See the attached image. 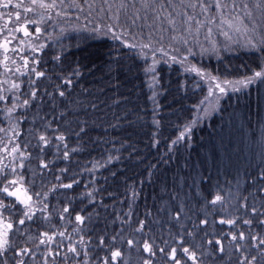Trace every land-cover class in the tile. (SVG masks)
<instances>
[{
    "label": "trees",
    "instance_id": "trees-1",
    "mask_svg": "<svg viewBox=\"0 0 264 264\" xmlns=\"http://www.w3.org/2000/svg\"><path fill=\"white\" fill-rule=\"evenodd\" d=\"M75 2L79 7L23 0L19 9L0 8V44L9 41L0 61L10 63L0 65V189L18 180L34 209L24 225L19 214L0 209L14 222L0 262L173 264L168 253L176 248L182 264H193L183 252L189 248L196 264H264V80L227 85L223 94L213 87L209 96L207 79L185 70L195 65L222 84L258 71L264 53L248 44L264 35L257 0H220L227 7L219 10L216 0ZM117 14L120 26L107 31ZM32 20L39 21V38L32 24L28 37L15 31ZM202 48L209 51L202 55ZM154 60L155 71L147 72ZM33 68L45 75L37 79ZM216 195L221 201L213 205ZM0 201L16 203L2 192ZM145 241L154 255L144 252ZM24 248L29 252L16 257ZM112 251L121 253L115 261Z\"/></svg>",
    "mask_w": 264,
    "mask_h": 264
},
{
    "label": "snow or ice",
    "instance_id": "snow-or-ice-1",
    "mask_svg": "<svg viewBox=\"0 0 264 264\" xmlns=\"http://www.w3.org/2000/svg\"><path fill=\"white\" fill-rule=\"evenodd\" d=\"M85 2H87V0H85ZM106 2H107V0H105V3ZM32 4L36 5L37 4V0H32ZM70 6L71 7H79V5L76 4L75 0H72V3L70 4ZM145 6H147V5H145ZM195 6L196 5H192V7H195ZM20 7H21L20 3H17L15 5H13L12 4V0H0V8H4V9L16 8V9H19ZM39 7L45 8V9H49V8L54 7V4H44L43 2H40L39 3ZM121 7H124V5H121ZM200 7L202 8V10L205 9V5H203V4H201ZM215 7H216V9L219 10V9H222V8H226L227 5L222 4L220 2V0H216ZM255 7L260 9L261 12L264 13V0H257V3L255 5ZM244 8L247 9L248 5L245 4ZM24 11L25 12H31V11H33V8L25 7ZM247 15H248V17H251V13L250 12L247 13ZM9 17L11 18V13H9ZM15 18H16L17 22H19V20H20V12L19 11H17L15 13ZM110 18L114 19L117 22L115 25L110 24V25L107 26V31L112 32L113 27L120 26L118 24L119 15L117 14L115 17H110ZM240 23H243V21L241 20ZM28 24L35 25V33L37 34V38H39V34L42 31L41 28L39 27V21H35V20L26 21L25 24L20 25L19 27H17L15 29V31L16 32H22L25 37L30 36V32L28 30ZM133 25H135V20H133ZM231 26H232V24L229 23V27H231ZM237 30H239V29H237ZM253 30H255V29H253ZM126 31H127V29H126ZM209 31H211V30H209ZM113 39L119 40V39H121V36L116 34L115 32H113ZM8 43H9V41L6 39L3 44H0V47L5 48V51H7L6 45ZM248 44L253 50H256V51H259L261 53H264V35H262L260 37L259 41L255 42V43H253L252 40H249ZM136 46H137L136 44L125 43V47L132 48V47H136ZM43 47H44V45L41 44L40 48L42 49ZM140 47L141 48H146V47H149V45L148 44H141ZM36 50L37 49H35V48L32 49V51H34V52ZM208 51H209L208 49L202 48L201 49V54L203 55V54L207 53ZM215 51L216 50L213 49V52H215ZM188 55H194V53L191 51V49L188 50ZM55 59L58 60L59 57H56ZM172 60L175 61L176 57L173 56ZM186 60H187V56L184 57V59H183V61H181V63L183 64L184 61H186ZM24 63H25V67H27V65H28L27 59H25ZM36 63H39V61H36ZM155 63H156V61L154 60L153 66H151L148 69H146V71L147 72H154L155 71V68H154ZM185 70L189 71V72H195L198 76L201 77V79H207V81L209 82V85H210V87H209V96H212V95H214L213 87L215 89H218L219 92L221 94H223V93L226 92V86L227 85L243 84V85L246 86L247 84H250L255 79L264 80V58H262V60H261V65L259 66V70L258 71H253L252 76L245 77L244 80L235 81V82L226 80V81L223 82V84L219 81V77L218 76H214V75H212L211 72H208L206 70H202L201 68H197L195 65H193L191 67H188ZM225 71H229V69H225ZM32 72H34V74L37 77V79H39V78H41V77H43L45 75L44 72L38 71L35 68L32 69ZM65 83L66 84L70 83V81L66 80ZM12 87L13 88H19V85L18 84H13ZM233 90L235 91V90H238V89H236L234 87ZM31 95H32L33 98H35V96L37 95V92L33 91L31 93ZM59 95L61 97H63L64 96V92L61 91L59 93ZM3 99H4V97L2 95H0V100H3ZM218 100H219V97H217V101ZM24 104L28 105L29 104V100L25 99L24 100ZM190 130H191V125H189L185 129V132H181L180 137H178V140L184 139L185 138V133L189 132ZM56 139L59 140V141H63L65 139V137L61 135V136H57ZM177 142L178 141H173V144H175ZM39 143H42L45 146H47V144H48L47 137L45 135H40L39 136ZM13 151H17V149L14 148ZM64 155H65V158H67L68 157V152L65 151ZM46 166L47 165H45L43 162H41V164H40L41 168H44ZM21 167H23V165H21ZM13 174H15V169H13ZM57 179H59V177H57ZM260 181L262 183H264V173L261 174ZM18 183H19L18 180L13 179V180L8 181V185L11 186V190H10V187L8 185H6L2 189H0V192L6 194V197H9V198L14 197L15 201H16L15 204H11V203L10 204H5V203H3V201H0V209H4L6 211H9L11 216H16L17 214H19L20 218H19L18 223L20 225H24L27 221H32L33 220L34 209L32 207V196L28 194V190L27 189H24L22 186H17ZM62 187L71 188L72 185L71 184H64V185H62ZM35 195L37 197H39L40 193H35ZM245 199H247V198H245ZM218 201H221V196L220 195H216L211 202L214 205ZM17 204L22 206V207L18 208ZM44 207H45V209H47L48 206L45 204ZM42 211H43V209H42ZM63 212L64 213H68L69 209L68 208H64ZM252 212H253V214H255L256 213V209L253 208ZM262 215H264V214H262ZM61 219H63V216H61ZM75 219H76V221L78 223H81V222H83L84 218L81 215L77 214ZM223 222L224 221H221V223H223ZM139 223H140V228H138L137 231H142L143 226H144V221L141 220ZM201 223H204V221H202ZM228 223L229 224H233L234 222L232 220H229ZM244 223L245 224H249L250 221L249 220H245ZM261 223L264 224V220H261ZM13 228H14V222L5 221L2 218V214H0V256H6V246L9 245L10 233L12 232ZM41 235L42 236H47L49 241L52 240V236H49L47 233H42ZM60 235L63 236L64 233H60ZM240 238L241 239L244 238L243 234H241ZM233 239H236V237H233ZM255 239H257V238L254 236L253 240H255ZM259 242L262 245H264V239H261ZM40 243L43 244V243H45V241L41 240ZM133 243L134 242L132 240L128 241L129 246L133 245ZM219 243H220V241H217V244H219ZM143 250H144V252L148 253L150 256L154 255L153 247L147 241H145V243L143 245ZM68 251L71 252V253H77V249L75 247H69ZM221 251H223L222 248H221ZM28 252H29V249L24 248V249H21L19 252H17L15 255H16V257H19V256H22L24 254H27ZM160 252L164 253L165 249L161 248ZM183 252H184V255H186L188 257V259L193 262V264H196V253L195 252L190 251L189 248H184ZM58 254L59 253H57V255ZM49 255H51V253H49ZM85 255H87V253H85ZM120 255H121V253L119 251H112V253H111L112 260L115 261L118 257H120ZM168 256H169V259L172 260L173 264H182L181 260L177 258V249L176 248H173L171 250V252L168 253ZM253 259H255V258H253ZM0 264H8L7 259H5L4 261L0 262ZM16 264H25V262L20 260V259H17L16 260ZM45 264H47V261H45ZM105 264H108V262L105 261ZM143 264H151V262L146 259V260H144ZM241 264H246V262L242 261Z\"/></svg>",
    "mask_w": 264,
    "mask_h": 264
},
{
    "label": "rangeland",
    "instance_id": "rangeland-1",
    "mask_svg": "<svg viewBox=\"0 0 264 264\" xmlns=\"http://www.w3.org/2000/svg\"><path fill=\"white\" fill-rule=\"evenodd\" d=\"M19 1H23V0H12V3L15 2L14 4H17ZM2 16V14L0 13V17ZM8 20H4L3 23L5 24L4 27L6 26ZM1 31V30H0ZM6 51H3V54L5 55ZM2 61H0V65L1 67H4V69H7L8 67H10V63L8 58L4 57L1 58Z\"/></svg>",
    "mask_w": 264,
    "mask_h": 264
}]
</instances>
